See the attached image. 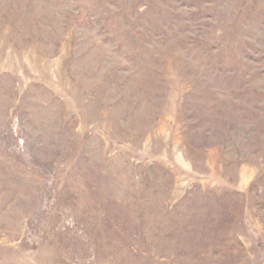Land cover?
Masks as SVG:
<instances>
[{
	"label": "rangeland",
	"instance_id": "1",
	"mask_svg": "<svg viewBox=\"0 0 264 264\" xmlns=\"http://www.w3.org/2000/svg\"><path fill=\"white\" fill-rule=\"evenodd\" d=\"M0 264H264V0H0Z\"/></svg>",
	"mask_w": 264,
	"mask_h": 264
}]
</instances>
